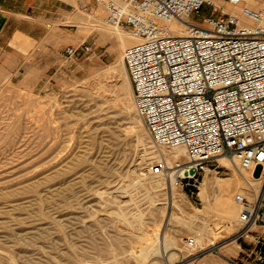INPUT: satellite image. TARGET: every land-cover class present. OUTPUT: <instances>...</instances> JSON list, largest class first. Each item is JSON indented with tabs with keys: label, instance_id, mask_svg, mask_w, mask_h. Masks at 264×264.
<instances>
[{
	"label": "rangeland",
	"instance_id": "obj_1",
	"mask_svg": "<svg viewBox=\"0 0 264 264\" xmlns=\"http://www.w3.org/2000/svg\"><path fill=\"white\" fill-rule=\"evenodd\" d=\"M64 1L65 17L0 49V264H168L165 252L145 261L130 252L156 233L160 242L169 233L183 244L201 224L191 220L204 208L206 175L227 177L234 169L215 157L196 184L177 182L174 189L166 176L153 183L151 167L163 156L137 114L133 90L122 86L125 72L115 70L125 47L93 0ZM211 9L205 3L192 18L200 22ZM75 39L91 43L93 52L67 57L63 49ZM181 194L183 220L172 221V202ZM119 205L131 219L143 210L144 220L128 224L113 212ZM222 229L211 234L218 244L171 264H201L203 255L206 264H230L220 259L229 233ZM254 229L263 234L264 226ZM253 241V233L235 240L230 258L247 260Z\"/></svg>",
	"mask_w": 264,
	"mask_h": 264
},
{
	"label": "built area",
	"instance_id": "obj_2",
	"mask_svg": "<svg viewBox=\"0 0 264 264\" xmlns=\"http://www.w3.org/2000/svg\"><path fill=\"white\" fill-rule=\"evenodd\" d=\"M228 1L230 9L214 0H95L107 22L136 38L124 48V61L135 109L152 139L186 148V159L162 157L152 172L196 184L213 158L227 155L263 176L255 199L235 195L242 225L221 244L253 233L249 258L230 264H264V233L252 228L264 226V6ZM205 3L212 9L195 21ZM93 50L84 40L66 45L63 54Z\"/></svg>",
	"mask_w": 264,
	"mask_h": 264
},
{
	"label": "bare ground",
	"instance_id": "obj_3",
	"mask_svg": "<svg viewBox=\"0 0 264 264\" xmlns=\"http://www.w3.org/2000/svg\"><path fill=\"white\" fill-rule=\"evenodd\" d=\"M110 25H111V30L117 33V36L122 41L121 42L122 46L126 47L128 42L132 43L136 40V38L131 34L129 30L123 29L118 25H114V24H110ZM100 28L103 30V27ZM181 32H184V29L181 30ZM104 33L106 32L104 31ZM132 38L134 39L133 41ZM120 63L121 66L119 65V67L116 68L115 70L125 72V75L123 74L124 76L122 77L123 78L122 86L123 88H125V90L126 89L133 90L132 83L128 74V70L124 61V51L123 54L121 55ZM140 120L143 121L141 118ZM159 145H160L159 153L166 160L170 161L172 158H174L173 159L174 162L176 159L187 158V152L184 145H174V146H168L162 144ZM217 159L221 163H224L225 165L232 167L234 169V173L227 177H220L216 174L212 177H207L208 174L206 175L202 184V196L204 198V208H200V210L198 209L194 213V215H192V220H191L192 223L193 221L195 223H198L200 221L201 224L199 226H195L196 228L192 226L195 229V232H193L192 236L183 237L182 238L183 244H180L178 239L175 236L170 235L169 233L165 234V237L162 242L158 240L157 233L153 234L154 237L153 239L151 240L145 239L147 245L143 247L140 251L136 253L134 251L130 252L131 257L137 260L143 259V261H145L146 258H148L153 253L156 254L157 256L158 253L160 254V252H165L166 253L165 259L168 264H171L174 260L182 259L187 253H191L196 250H200L205 247L215 245L218 242V239H216V237H211L212 233L217 234L220 230H223L222 228H227V230L229 231V233L226 235L227 237L228 235L233 233L232 231L234 228H236V226L242 225V220L240 216L242 204L235 199V195L238 192H243L246 193L250 199H255L259 194L261 185L263 184V176H260L259 174L256 175V173L253 172L252 167H244L240 165L238 162L236 164V162H234V159H231L227 155H219L217 156ZM163 177L164 174L158 173V175H156L154 173V176L153 178H151V180L153 183L156 181V184H163ZM172 185L174 189L178 188L177 181L175 178L172 181ZM184 199H185L184 195L181 194L178 199L175 198L174 201L172 202L173 211L171 212L170 215V219L172 221H174L180 215V214L178 215L177 208L181 209L183 205L186 204V200ZM108 200L116 201L117 199L109 198ZM199 211H203L205 212V214H201ZM113 212L116 214V216L122 218L128 224L133 225V221L135 220H137L138 222H142L144 220L145 212L141 209H137L133 212L134 214L133 219H131L123 211L122 205H119V209L113 210ZM222 218H224L223 221H220V219ZM178 220L182 221L183 218L179 216ZM189 224H191L190 221ZM253 227L254 225L252 226V228ZM138 237L140 238L141 236L139 235ZM225 243L228 247H230L235 243V239L226 241ZM154 261L159 262L160 260L159 258H157ZM139 263L145 264V262H139Z\"/></svg>",
	"mask_w": 264,
	"mask_h": 264
},
{
	"label": "crops",
	"instance_id": "obj_4",
	"mask_svg": "<svg viewBox=\"0 0 264 264\" xmlns=\"http://www.w3.org/2000/svg\"><path fill=\"white\" fill-rule=\"evenodd\" d=\"M81 1L90 3L91 0ZM93 1L95 2V0ZM214 1L225 6L227 9L231 8V3L228 0ZM255 3L253 0H245V4L253 5V7L256 6L254 5ZM65 6L67 4H65L64 0H0V49L12 45L18 36H22L23 38L35 37L32 30H35L37 27L45 28V22L48 19L55 21L57 18L65 17L68 12L70 13V10L65 8ZM100 8L103 7L100 6ZM72 42L77 41L75 39L68 42V44H75ZM222 245L220 259H230L233 253L229 251V247L225 242ZM252 250L253 248L249 250L248 255ZM205 256H201L203 260L201 264H206Z\"/></svg>",
	"mask_w": 264,
	"mask_h": 264
}]
</instances>
